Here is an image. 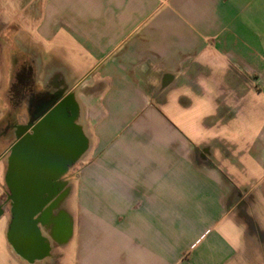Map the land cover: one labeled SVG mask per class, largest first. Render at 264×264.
I'll return each instance as SVG.
<instances>
[{
	"label": "crops",
	"instance_id": "0c3cea01",
	"mask_svg": "<svg viewBox=\"0 0 264 264\" xmlns=\"http://www.w3.org/2000/svg\"><path fill=\"white\" fill-rule=\"evenodd\" d=\"M34 5L22 50L92 147L69 239L41 225L47 253L28 259L3 217L0 264H264V0ZM8 145L0 131V203Z\"/></svg>",
	"mask_w": 264,
	"mask_h": 264
},
{
	"label": "flooded vegetation",
	"instance_id": "af4514ba",
	"mask_svg": "<svg viewBox=\"0 0 264 264\" xmlns=\"http://www.w3.org/2000/svg\"><path fill=\"white\" fill-rule=\"evenodd\" d=\"M22 52L28 58L14 71L7 91V116H17L16 123L8 119L1 131L9 145L0 219L6 218L14 252L34 259L47 253L40 230L47 205L70 197L88 141L76 124L71 98L63 96L61 86L39 84L34 57ZM51 113L54 118H48Z\"/></svg>",
	"mask_w": 264,
	"mask_h": 264
},
{
	"label": "rangeland",
	"instance_id": "374dc122",
	"mask_svg": "<svg viewBox=\"0 0 264 264\" xmlns=\"http://www.w3.org/2000/svg\"><path fill=\"white\" fill-rule=\"evenodd\" d=\"M30 1L31 0H17L15 6H8L7 0H0V104L2 106L5 103L8 104L7 101L4 100V97L6 98L4 95L8 93L9 81L12 79L14 71L20 67V62L25 61L24 56L27 57L22 52V39L17 35L21 31L22 23L20 19L23 16V10H25V14H28L29 11L34 12L39 7L38 5L28 6ZM4 106L6 107L3 111V124L0 125V131H3L2 129L5 128L7 120L9 119L7 116L8 112H10L9 107H7V105ZM14 117L9 120H13V122L16 123L15 120L17 116ZM89 152L90 150L83 160L84 162H87ZM85 166V163L80 162L79 176ZM54 199L55 202L53 201L47 205L46 212L42 217V227L50 240L63 242L70 237L72 220L71 215L62 210L64 209V205H67V203L70 204V200L68 199V201L62 202V204L59 205L57 200L61 199V197Z\"/></svg>",
	"mask_w": 264,
	"mask_h": 264
},
{
	"label": "bare ground",
	"instance_id": "6f19581e",
	"mask_svg": "<svg viewBox=\"0 0 264 264\" xmlns=\"http://www.w3.org/2000/svg\"><path fill=\"white\" fill-rule=\"evenodd\" d=\"M75 121H76V124L82 128V130H83V132H84V135H85L86 137H90L89 132H88V129H87V127L85 126V123L83 122L82 118H81V117H78V118H76ZM90 142H91V141H90ZM90 148H91V143L88 144L87 149L85 150V152H84V153L82 154V156L80 157V160H81V161H83V160L85 159V157L87 156V153H88V151L90 150Z\"/></svg>",
	"mask_w": 264,
	"mask_h": 264
},
{
	"label": "water",
	"instance_id": "95a60500",
	"mask_svg": "<svg viewBox=\"0 0 264 264\" xmlns=\"http://www.w3.org/2000/svg\"><path fill=\"white\" fill-rule=\"evenodd\" d=\"M52 114H53V113H51V114L48 116V118H50V116L54 118L55 116H53L54 114H53V115H52ZM49 124H50V123H49ZM75 127H76L77 129L80 130V128H78V126L75 125ZM79 132H80V131H79Z\"/></svg>",
	"mask_w": 264,
	"mask_h": 264
}]
</instances>
